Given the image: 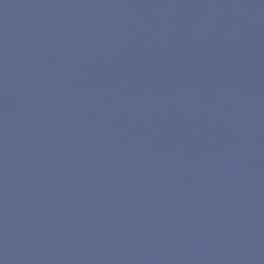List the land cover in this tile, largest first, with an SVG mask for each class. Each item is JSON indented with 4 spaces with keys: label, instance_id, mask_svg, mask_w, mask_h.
Masks as SVG:
<instances>
[{
    "label": "water",
    "instance_id": "95a60500",
    "mask_svg": "<svg viewBox=\"0 0 264 264\" xmlns=\"http://www.w3.org/2000/svg\"><path fill=\"white\" fill-rule=\"evenodd\" d=\"M0 264H264V0H0Z\"/></svg>",
    "mask_w": 264,
    "mask_h": 264
}]
</instances>
